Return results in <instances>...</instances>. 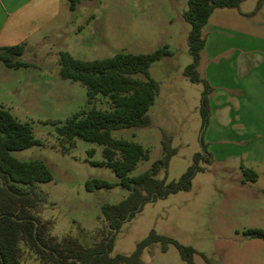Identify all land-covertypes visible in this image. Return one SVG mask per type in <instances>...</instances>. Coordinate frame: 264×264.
<instances>
[{
	"label": "rangeland",
	"instance_id": "rangeland-1",
	"mask_svg": "<svg viewBox=\"0 0 264 264\" xmlns=\"http://www.w3.org/2000/svg\"><path fill=\"white\" fill-rule=\"evenodd\" d=\"M187 1L79 0L77 9L71 12L64 7L66 0H55V10L65 14L68 24L58 23L54 30L38 31L27 39L19 57L26 67L8 69L0 61V107L27 123L40 141L10 155L19 161L39 160L48 167L51 180L36 184L40 205L33 213L46 226L51 225V236L59 241L69 235L85 247L98 242L99 230L105 227L101 206L119 203L128 192L109 168L93 164L103 160L101 145L74 138L70 147L69 142L58 138L51 122L63 123L73 113L91 107L108 110L110 104L100 95L87 102L83 85L61 79L58 55L67 52L74 59L93 61L118 53L148 54L166 47L168 53L153 61L147 71L158 84V93L148 109L151 124L114 130L111 136L138 143L147 151L148 158L137 162L128 172L130 177L149 170L161 157L162 132L171 138L176 153L166 172L160 171L156 178L177 180L192 164L195 153L207 154L210 162H199L203 171L195 173L188 190L147 201L123 221L112 233L109 256L130 255L153 230L193 248L194 264H264V238L246 234L247 230L264 232V192L254 182H242V161L231 157V152L238 150L216 141L220 137L214 133L216 120L208 123L212 114L201 126L203 85L182 74L192 61L187 45L189 24L183 20ZM254 7L255 0H245L237 8L217 9L208 24L229 38L228 45L234 44L236 36L234 46L238 45L235 34L251 27L239 12ZM254 20L263 24L259 29L264 36V10ZM196 71L203 78L198 68ZM133 78L145 79L140 73ZM217 89L221 91L222 87ZM247 167L258 169L264 183V166ZM88 179H101L112 186L90 192L84 187ZM20 248V264H41L23 245ZM140 264L186 263L173 244L162 251L158 242L142 250Z\"/></svg>",
	"mask_w": 264,
	"mask_h": 264
},
{
	"label": "trees",
	"instance_id": "trees-1",
	"mask_svg": "<svg viewBox=\"0 0 264 264\" xmlns=\"http://www.w3.org/2000/svg\"><path fill=\"white\" fill-rule=\"evenodd\" d=\"M66 1L69 11L77 9L79 0ZM244 1H187L183 20L189 24L187 45L192 61L182 74L189 81L203 85L199 105L202 127L208 119V94L211 91L206 80L196 71L204 45L203 27L215 9L237 8ZM259 7L258 2L255 11ZM23 52V44L2 46L0 61L8 69L26 67L27 64L19 60ZM167 53V48L163 47L148 54L118 53L93 61L74 59L67 52L58 55L61 79L83 85L87 102L100 95L107 98L110 104L108 110L91 107L73 113L63 123L51 122L58 138L69 142L70 147L73 146L74 138L101 145L103 160L93 164L109 168L118 178L120 186L128 192L119 203L101 206L105 227L99 230L101 238L92 246L85 247L69 235L57 241L49 233L51 225L46 226L33 213L40 205L36 184L50 181L51 173L42 161H19L10 155L11 151L39 145L40 141L34 138L27 123L18 121L8 110L0 107V264H20V245L32 252L41 264H140L142 250L158 242L162 251L166 250L167 244H173L186 264H194L192 257L196 251L193 248L158 235L153 230L136 244L130 255L109 256L113 244L112 233L119 229L123 221L140 211L147 201L188 190L195 173L203 171L199 162H210L207 154L195 153L192 164L177 180L167 181L166 176L156 178L160 171L166 172L170 158L176 153V148L171 146V138L162 132L161 157L152 163L149 170L130 177L128 172L137 162L148 158L147 151L138 143L111 136L114 130L151 124L148 109L158 93V84L148 77L147 71L153 61ZM137 73L145 79L141 81L133 78ZM66 150L63 148V151ZM256 179L253 170H242V182H255ZM111 186L101 179H88L84 184L90 192ZM246 234L251 238H264L261 230H247Z\"/></svg>",
	"mask_w": 264,
	"mask_h": 264
},
{
	"label": "crops",
	"instance_id": "crops-1",
	"mask_svg": "<svg viewBox=\"0 0 264 264\" xmlns=\"http://www.w3.org/2000/svg\"><path fill=\"white\" fill-rule=\"evenodd\" d=\"M258 2L260 7L255 11ZM64 7L68 9L67 1ZM263 10L264 0H255L251 11L239 12L251 27L235 34V46L236 36L234 44L228 45L229 38L208 24L212 12L203 27L204 45L197 66L214 88L208 94L209 114L213 115L208 123L216 120L217 142L238 150L231 152V157L242 161L241 171L249 165L264 166V36L259 29L263 24L254 20ZM67 21L65 14L55 10V0H0V47L25 46L38 31L54 30L56 24ZM220 86L221 91L215 90ZM251 170L257 175L254 183L264 192L260 172Z\"/></svg>",
	"mask_w": 264,
	"mask_h": 264
}]
</instances>
